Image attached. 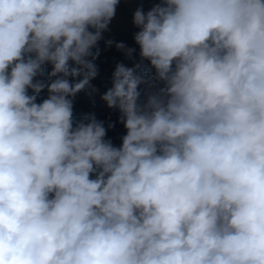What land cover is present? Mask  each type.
<instances>
[{"label": "clouds", "instance_id": "9594fccd", "mask_svg": "<svg viewBox=\"0 0 264 264\" xmlns=\"http://www.w3.org/2000/svg\"><path fill=\"white\" fill-rule=\"evenodd\" d=\"M120 3L0 0V264H264V0L137 7L138 61ZM102 40L118 147L74 119Z\"/></svg>", "mask_w": 264, "mask_h": 264}, {"label": "rangeland", "instance_id": "374dc122", "mask_svg": "<svg viewBox=\"0 0 264 264\" xmlns=\"http://www.w3.org/2000/svg\"><path fill=\"white\" fill-rule=\"evenodd\" d=\"M155 2H158V0H121V3L117 9L116 18L110 25V30L105 33L106 38H111L116 42L122 41L128 47H135L137 49V61L139 59V48L134 42L133 35L136 31H138V29H136L132 25V23L131 26H127L126 21L131 22L132 13L137 7H143V9L147 11L150 7H152L153 3ZM121 12H123L122 15L120 14ZM119 18H122V20H124L125 22L119 20ZM122 31L125 32L126 36L122 34ZM99 47L101 50L100 56L95 61L99 70V74L91 82L98 89V92L89 94L88 91H82L78 94V100H88V110H91L90 112H92V114L94 113L100 116V118H98L97 120L102 121L103 118H106V124L104 125L108 129L107 138L111 139L113 144L118 147L122 143L121 137L126 134V129L124 128L123 124L119 122V112L114 109H109L105 102L101 100V95L106 91L107 88L111 87L112 72L115 69L116 63L121 62L124 56L114 46L105 49L103 40L100 41ZM124 63L128 66H132L131 61L126 60ZM148 67L149 64L147 61H145L143 69L147 70ZM149 87L150 85H141V99H143L144 95L147 94ZM39 96L42 97V100L47 98V90L41 92ZM86 115H88V113H85L83 115V118ZM109 124H112L113 127L108 128Z\"/></svg>", "mask_w": 264, "mask_h": 264}, {"label": "trees", "instance_id": "16d2710c", "mask_svg": "<svg viewBox=\"0 0 264 264\" xmlns=\"http://www.w3.org/2000/svg\"><path fill=\"white\" fill-rule=\"evenodd\" d=\"M120 11V10H119ZM122 13L123 12H121L120 14L122 15ZM119 20H122V18H119ZM123 22H125L124 20H122ZM125 25V24H124ZM126 25L127 26H131V22H127L126 21ZM120 27V26H119ZM122 34L123 35H125L126 36V34H125V32L124 31H122ZM126 61V59H125V57L124 58H122V61L121 62H125ZM48 71H50V67L49 66H46L45 67V72H48ZM78 97H79V95L77 94V96L75 97V99H74V119H75V121H80L81 119H83V115L85 114V113H88V114H92V112H90L88 109V105H89V103H88V100L86 99H84V100H78ZM42 101V97L41 96H38V98H37V102H41ZM77 104V105H76ZM76 105V106H75ZM100 112V111H99ZM98 112V113H99ZM103 112V111H102ZM94 114V113H93ZM95 116H96V118L98 119V118H100V116H98V115H96L95 114ZM106 118L104 119H102V121L104 122V124H106Z\"/></svg>", "mask_w": 264, "mask_h": 264}]
</instances>
